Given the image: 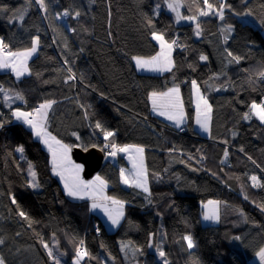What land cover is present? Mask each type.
I'll list each match as a JSON object with an SVG mask.
<instances>
[{
	"label": "trees",
	"instance_id": "obj_1",
	"mask_svg": "<svg viewBox=\"0 0 264 264\" xmlns=\"http://www.w3.org/2000/svg\"><path fill=\"white\" fill-rule=\"evenodd\" d=\"M180 1L183 15L196 20L175 19L167 0H45L47 11L35 0H0V8L8 9L0 11V39L10 51L29 49L39 37L28 75L0 70L5 264H77L82 248L88 255L79 264H163L152 250L157 244L169 264H251L264 248V123L255 116L244 119L253 102H264V0H225L231 7L224 9L223 20L200 16L202 0ZM209 3L219 7V0ZM21 11L23 21L17 18ZM249 11L250 16L237 15ZM63 12L70 13L67 22L58 19ZM153 33L176 41L173 68L162 75L139 72L133 59L160 52ZM192 81L209 96V138L194 128ZM173 85L181 90L187 115L181 129L151 114V93ZM7 91L23 99L8 105L2 99ZM48 101H55L46 122L52 136L72 150L103 149L98 175L108 194L126 204L116 230L106 228L88 201L67 195L48 148L12 115L34 112ZM97 122L115 135L106 140ZM113 143L144 149L148 192L122 185L113 159L123 165L126 155H110ZM29 163L40 190L30 187ZM211 199L229 204L232 212L220 224L203 226L201 204ZM188 235L194 248L183 239Z\"/></svg>",
	"mask_w": 264,
	"mask_h": 264
},
{
	"label": "snow or ice",
	"instance_id": "obj_2",
	"mask_svg": "<svg viewBox=\"0 0 264 264\" xmlns=\"http://www.w3.org/2000/svg\"><path fill=\"white\" fill-rule=\"evenodd\" d=\"M35 2L40 6L41 9L47 11L45 0H35ZM202 3L206 7H197V11L199 12L200 16H208L214 14L220 20L224 19V9L226 7H231L230 5L226 4L225 0H219V7H216L213 4L209 3V0H202ZM168 7L176 12L177 20L197 19L196 16L184 17L180 15L178 11V8L180 7L179 0H176L175 3H169ZM0 11L7 12L8 9L0 8ZM14 15L16 14L14 13ZM63 15L68 16L69 13L64 12ZM79 15L80 13L77 12L76 16ZM237 15L250 16L251 12L249 11L247 13ZM17 18L23 21L24 13L22 11L19 12ZM231 28L232 26L229 25L228 29L226 30H231ZM196 29V34L199 35V23L196 24ZM153 38L159 41L160 52L156 56H153L149 59L134 57L133 59L135 60L137 67L156 72L171 71V68L173 67L171 53L173 45L176 44V41L173 40L171 42H168L164 39V36L162 34L157 33H153ZM225 39H227V37H225ZM38 45L39 37H35L33 39V46L31 48L24 51L13 52L9 50V46L4 43L3 39H0V69H11L13 72H15L17 78L24 75V73L28 71L27 61L37 51ZM228 55L232 56V53L229 52ZM200 59L207 60V57L202 55ZM233 59L238 61L239 57L233 56ZM260 75L264 76V72L260 73ZM192 86L193 88H195L197 95L196 123L199 124L205 131H209V122L211 120L212 111L211 105L208 103L207 99H205L200 94L199 87L197 86L195 81H192ZM0 91L4 90L0 88ZM17 98L23 99V97L19 94H17ZM151 100L153 104V110L157 111L159 115L165 116L167 119L174 121L177 127H179L183 123L185 114L183 109V100L180 97V90L178 86L170 88L166 92L153 91L151 93ZM53 103H55V101H48L41 104L39 108H37L34 112L14 111L12 115L17 120H22L24 123L29 125L34 130L36 137L40 138L42 142L48 147L49 152H51L52 154L53 173L57 176H60L61 179L64 180V188L67 191V195L79 199H83L85 196H91L93 199L92 208H102L103 211L108 215V218L111 220L112 224L118 225L120 219L124 215V202L116 200L112 197L103 196V190L106 187V181H104L99 175H97L92 181H84L83 179H81L79 174L83 170V167L82 165L76 164L71 160L69 156L71 147L69 145L63 144L60 140H57L56 137L52 136L51 133L47 131L46 122L48 111L51 109ZM252 116L257 117L262 123H264V103L258 104L256 102H253L251 104L250 112L244 115V119H251ZM0 127H3L2 123H0ZM95 127L101 128V130L104 132V138L106 140L109 137L115 135L114 132L104 130L99 122L96 123ZM16 151L23 153L24 149L23 147H18ZM118 151L129 153L128 158L133 161V168L136 169L131 186L142 188L144 192H148L149 189L147 186V169L144 166L143 158L144 149L137 145H125L123 147H119L113 143L110 155L115 156ZM227 155L228 153L227 151H225V157H227ZM66 173L71 175V181H69V178L65 175ZM29 174L31 175L33 181L30 187L38 188L39 183L37 182V174L33 170V166L31 164H29ZM123 174V169H121V176H123ZM256 179L257 178L255 176L252 177L253 181H256ZM124 183H129L126 177L124 178ZM97 192H99L100 194V199L110 201L114 207L109 208L107 204L97 203ZM15 202V198H13V203ZM220 203V201L209 200L206 204L203 205V207L206 209V211L203 213V219L205 221L219 222ZM261 207L262 210H264V206ZM19 215L24 217L25 219H28L23 211H21ZM183 239L187 242V247L189 249L195 247L192 236L188 235ZM236 239H239V237H236ZM3 242V240H0V244H3ZM44 247L47 248L48 246L45 244ZM48 255L52 256L51 250L48 251ZM87 255L88 253L86 249L82 248L81 250H79L77 252V264H79V258ZM159 255L161 258H163L165 256V253L163 251H159ZM257 255L262 264H264V248H261ZM0 264H5L2 257H0ZM56 264H59V261H56ZM164 264H168V261L165 260Z\"/></svg>",
	"mask_w": 264,
	"mask_h": 264
},
{
	"label": "rangeland",
	"instance_id": "obj_3",
	"mask_svg": "<svg viewBox=\"0 0 264 264\" xmlns=\"http://www.w3.org/2000/svg\"><path fill=\"white\" fill-rule=\"evenodd\" d=\"M175 2H176V0H167L166 3H167V5H168L169 3H175ZM179 3H180L181 5H180V7L178 8V11H179V13H180L181 16H184L183 13H182V3H181L180 0H179ZM42 10H43V9H42ZM168 10H169V12H170V13L175 17V19H176V17H177L176 12L173 11L172 9H170L169 7H168ZM63 13H64V12H63ZM63 13L58 17V19L61 20V21H63V22H67V21H68V18H69V15H68V16H64ZM68 13H69V12H68ZM69 14H70V13H69ZM184 17H185V16H184ZM251 19H252V18H251ZM184 22H189V21H184ZM252 22H253V24L257 25V22H256L255 20L252 19ZM263 33H264V29H263ZM231 34H232V33H231ZM229 37H230V35H229ZM229 37H228V38H229ZM38 48H39V45H38V47H37V51H36V52H35V53H34V54L28 59V61H27V66H28V71H27V73H24V75L20 76L19 78H22L23 76L29 74V62H30V61L36 56V54L38 53ZM12 51H13V52H17V51H24V50H16V51L12 50ZM155 56H156V55H155ZM0 70H1V71H11V72L15 75V77H17L16 74H15V72H13L11 69H0ZM151 72H153V73H151ZM155 72H156V71H149L150 74H157V73H155ZM247 120H248V119H247ZM167 124H170V123H167ZM46 148H48V147H46ZM69 155H70L71 160H72L74 163L79 164V165H82V164H80V163H77V162L74 160V158L72 157V148H71V151H70ZM108 159H110V157H108ZM50 160H51V163H52V154H51V152H50ZM113 162H114L116 165H118L117 157H115V158L113 159ZM29 164H31V165L33 166V170L36 172V169H35L34 164H33V163H29ZM82 167H83V165H82ZM132 169L136 172V169L133 168V161H132ZM83 171H84V167H83L82 173H83ZM36 174H37V172H36ZM27 175H28L29 182H30V185H31V184L33 183V181H32V177H31V175L29 174V167H28V169H27ZM65 175L69 178V180H71V175H70V174L66 173ZM96 176H97V175H95L93 178H91V179H89V180H86V179H84V178H83V179H84V181H92V180L95 179ZM147 178H148V173H147ZM147 181H148V179H147ZM37 182H38V176H37ZM38 183H39V182H38ZM31 188H33V187H31ZM135 188H136V187H135ZM33 189H34V190H37V189L40 190V184H39V187H38V188H33ZM105 189H107V187H105ZM137 189H138V188H137ZM116 200H117V199H116ZM211 200H214V199H211ZM119 201H120V200H119ZM208 201H209V200H208ZM208 201H207V202H208ZM216 201H220V200H216ZM207 202L201 204V217H200V223H201L203 226L220 224V223H221V219H222V217H223V216H228V215H230L231 212H232L231 206H230L229 204L220 201L221 203H220V206H219V212H220V220H219V222L205 221V220L203 219V213L206 211V209L203 207V205L206 204ZM97 203H99V204H107L109 208H113V207H114V206L111 204L110 201H108V202H97ZM91 210H92V212H93L95 215H98V216L102 219V221L104 222L106 228H107L109 231H114V230L117 229V227H119L121 221L119 222L118 225H113L112 222H111V220L108 218V215L103 211L102 208H95V209H93V208L91 207ZM123 212H124V207H123ZM125 212H126V207H125ZM124 216H125V215H124ZM120 220H122V219H120ZM162 247H163V245L157 244V246H153L152 250L155 252V254H156L155 256H157V259H158L160 262H162V263L164 264L165 258H164V257L161 258L160 255H159V251H163V250H162ZM126 251H128V253H129V257H130V258L135 259V257H136V253H135V251H133L132 248H130V246L126 249ZM0 257H2V256L0 255ZM131 264H139V263L137 262V260H135V261H133ZM168 264H169V263H168ZM252 264H262V262L260 261L258 255L255 256V258H254L253 261H252Z\"/></svg>",
	"mask_w": 264,
	"mask_h": 264
},
{
	"label": "crops",
	"instance_id": "obj_4",
	"mask_svg": "<svg viewBox=\"0 0 264 264\" xmlns=\"http://www.w3.org/2000/svg\"><path fill=\"white\" fill-rule=\"evenodd\" d=\"M156 42H157V44H158V46H159V48H160V43H159V41L156 40ZM37 54H38V53H37ZM37 54H36V55H37ZM171 58H172V61H173V50H172V53H171ZM135 64H136V62H135ZM136 66H137V65H136ZM172 68H173V67H172ZM172 68H171V70H172ZM137 69H138L139 72H141V73L150 74V73H149V70H147V69H141V68H139V67H137ZM166 72H168V71H164V72H155V73H157V74H155V75H162V74H164V73H166ZM25 73H27V72H25ZM151 73H153V72H151ZM27 75H28V74H27ZM196 84H197V83H196ZM197 86L199 87L198 84H197ZM173 87H177V86H176V85H173V86H171V87L165 89V90L162 91V92H166V91H168V89L173 88ZM191 89H192L193 107H194V110H195L194 128H195V130H197L198 132H200L201 135H203V136L209 138V137L211 136L212 111H211V120H210V122H209V131H205V130H204L199 124L196 123V114H197L196 103H197V95H196V90H195V88H193L192 84H191ZM179 90H180V89H179ZM199 90H200V94H201L205 99H207L208 103L210 104L209 96H208L207 94H204L200 87H199ZM4 94H5V95L2 96V99L4 98V101H5L6 104H8L7 102H10L11 105H14V104H18V103H20V102H19L20 99L17 98L16 95H13V94H11V93L8 92V91H7L6 93H4ZM180 97H181V99H182L181 90H180ZM263 103H264V102H263ZM8 105H9V104H8ZM11 105H10V106H11ZM210 105H211V104H210ZM202 107H203V105H202ZM211 108H212V107H211ZM183 109H184V104H183ZM21 112H22V111H21ZM151 114H152L154 117L158 118L159 120L163 121L164 123H166V124H167V123H170V124H168V125H171V126L176 127V128H180V129H181V128H183V127L185 126V124L187 123V115H186L185 109H184V114H185L184 121H183V123H182L179 127H177L176 124L174 123V121L167 119L165 116H161V115H159L157 111L153 110L152 100H151ZM47 131H48V130H47ZM48 132H49V131H48ZM44 147H47V146L44 145ZM144 152H145V151H144ZM123 153H124V152H123ZM124 155H126V158H125V161H124L125 164L121 165V164L118 163V168H119V171H120L119 173H120L121 183H122V185L125 186V187L133 188V187H135V186H131V185H132V182H133V176H134V174H135V171L132 169V160H130V159L128 158V157H129V153H124ZM133 155H134V154H133ZM69 156H70V155H69ZM144 156H145V153H143V158H144ZM144 163H145V159H144ZM121 169H123V173H124L123 176H121ZM79 175H80V178H81V179L84 178L82 171L80 172ZM96 175H98V174H96ZM125 177H126V178L128 179V181H129V183H127V184L124 183V178H125ZM147 179H148V178H147ZM83 180H84V179H83ZM62 181L64 182L63 179H62ZM69 181H71V180H69ZM147 186H148V189H149V179H148V181H147ZM136 188H138L139 190H143L142 188H139V187H136ZM90 191H91V190H90ZM96 196H97L96 202H108V201H105V200L100 199V194H99V192L96 193ZM103 196L111 197V196L108 194V190L105 189V188H104V190H103ZM70 197H71V196H70ZM71 198L76 199V200H80V201H88V203H89L90 206L92 207L93 199H92L91 196H85L83 199H79V198H75V197H71ZM125 207H126V204L124 203V213H125Z\"/></svg>",
	"mask_w": 264,
	"mask_h": 264
},
{
	"label": "water",
	"instance_id": "obj_5",
	"mask_svg": "<svg viewBox=\"0 0 264 264\" xmlns=\"http://www.w3.org/2000/svg\"><path fill=\"white\" fill-rule=\"evenodd\" d=\"M72 157L77 163L83 165V176L86 180L93 178L100 172L105 160L104 152L97 148L85 150L75 147L72 150Z\"/></svg>",
	"mask_w": 264,
	"mask_h": 264
},
{
	"label": "clouds",
	"instance_id": "obj_6",
	"mask_svg": "<svg viewBox=\"0 0 264 264\" xmlns=\"http://www.w3.org/2000/svg\"><path fill=\"white\" fill-rule=\"evenodd\" d=\"M251 264H252V262H251Z\"/></svg>",
	"mask_w": 264,
	"mask_h": 264
}]
</instances>
